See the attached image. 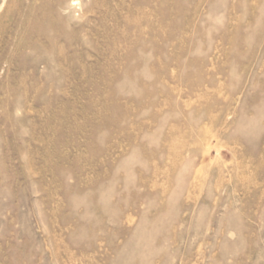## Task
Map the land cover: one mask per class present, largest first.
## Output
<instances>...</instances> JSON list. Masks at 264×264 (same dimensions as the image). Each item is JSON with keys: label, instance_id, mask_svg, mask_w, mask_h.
<instances>
[{"label": "rangeland", "instance_id": "1", "mask_svg": "<svg viewBox=\"0 0 264 264\" xmlns=\"http://www.w3.org/2000/svg\"><path fill=\"white\" fill-rule=\"evenodd\" d=\"M59 2L65 62L0 43V264H264V0Z\"/></svg>", "mask_w": 264, "mask_h": 264}, {"label": "bare ground", "instance_id": "2", "mask_svg": "<svg viewBox=\"0 0 264 264\" xmlns=\"http://www.w3.org/2000/svg\"><path fill=\"white\" fill-rule=\"evenodd\" d=\"M26 1L29 4L27 7L25 6L22 13L14 14V12L8 11L3 13L0 18V43L12 45L11 54L14 57L26 51L37 53L32 61H27V58L20 60L18 67L22 70L36 67L41 61L55 63L53 58L55 53L60 56L64 55V48L58 45L62 39L60 40V37H54L53 34H50L57 26L64 30L60 18L62 5L59 0H57L59 5L57 7L48 0ZM16 5L18 4L16 3ZM55 19L58 20L55 21ZM65 61L63 56L58 63ZM45 76L49 77L48 74Z\"/></svg>", "mask_w": 264, "mask_h": 264}]
</instances>
